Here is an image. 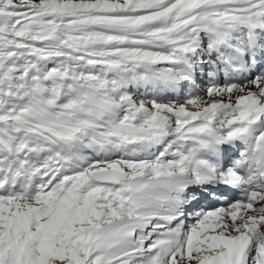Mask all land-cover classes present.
<instances>
[{
    "label": "snow or ice",
    "instance_id": "1",
    "mask_svg": "<svg viewBox=\"0 0 264 264\" xmlns=\"http://www.w3.org/2000/svg\"><path fill=\"white\" fill-rule=\"evenodd\" d=\"M0 264H264V0H0Z\"/></svg>",
    "mask_w": 264,
    "mask_h": 264
},
{
    "label": "bare ground",
    "instance_id": "2",
    "mask_svg": "<svg viewBox=\"0 0 264 264\" xmlns=\"http://www.w3.org/2000/svg\"><path fill=\"white\" fill-rule=\"evenodd\" d=\"M218 205V204H217ZM212 206H214L213 204H208V205H206V208H207V210H211L213 207ZM218 206H220V205H218ZM191 222V221H190Z\"/></svg>",
    "mask_w": 264,
    "mask_h": 264
}]
</instances>
